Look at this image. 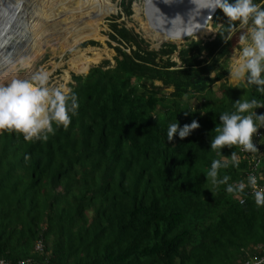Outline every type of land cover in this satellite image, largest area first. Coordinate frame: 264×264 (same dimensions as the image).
Returning a JSON list of instances; mask_svg holds the SVG:
<instances>
[{"label":"trees","instance_id":"trees-1","mask_svg":"<svg viewBox=\"0 0 264 264\" xmlns=\"http://www.w3.org/2000/svg\"><path fill=\"white\" fill-rule=\"evenodd\" d=\"M253 2L264 7V0ZM120 5L128 13L129 5ZM212 21L215 29L217 22L227 24L220 9ZM109 39L117 44L113 67L104 69L103 61L86 75H70L67 87L79 107L69 113L67 129L54 125L47 141L33 142L0 133V259L242 264L253 254L262 258L264 206L255 204L248 187L238 195L226 191L228 184L247 185L252 160L241 155L236 166L225 157L237 148L210 149L219 116L234 112V102L264 104V93L246 80L234 87L220 83V97L211 91L226 76L222 66L231 41L224 43L217 33L188 41L177 51V68L170 60L173 44L147 50L146 42L117 25ZM67 68L77 74L75 66ZM195 95L199 103L191 108L186 99ZM251 111L264 115V108ZM176 120L181 128L193 120L200 127L169 142L167 129ZM257 126L264 150V125ZM214 160L228 164L217 176L218 181L228 176V184L206 179ZM253 172L264 189V155ZM36 241L39 253L33 251Z\"/></svg>","mask_w":264,"mask_h":264},{"label":"clouds","instance_id":"clouds-1","mask_svg":"<svg viewBox=\"0 0 264 264\" xmlns=\"http://www.w3.org/2000/svg\"><path fill=\"white\" fill-rule=\"evenodd\" d=\"M122 1H124V4L126 5L125 0ZM3 5L6 8H11L13 14L16 8L21 7V3L12 7L13 2H6ZM211 9L214 10L211 16L212 18L217 10L220 9L227 18V24H217L216 30L213 32L211 30L213 27L212 22L211 26H208L210 28L207 27L208 31L219 34L224 43L231 41L237 32L241 33L238 38L240 51L228 69V78L234 82L246 80L248 85H256L257 90L264 93V75H262L264 74V7L255 4L253 0H235V3H229L228 0H214ZM24 14L25 17L21 12L14 15L11 14L10 16L7 15V19L11 18L10 21L16 18L13 22L12 28H15L16 25H21V21H24L28 16L27 11H25ZM211 17H209L208 23L212 21ZM0 19V25L4 26L5 29H8L10 21L7 23V19L4 21H2V18ZM17 20H19V22ZM7 29L1 33L0 38L4 35L6 36L5 33L7 32ZM15 36L16 35L6 37L7 39H11V37L15 38ZM214 36H208V39L203 40L199 35H190L180 38V41H163L158 45L153 41L154 46L151 47L152 49L150 50L158 51L164 44L175 45L176 50L171 53L170 60L174 62L178 68L180 62L177 58V51L182 45L188 41L209 40ZM142 40L146 42L144 39ZM233 48L236 49V47ZM232 50L233 49H231V53ZM127 53H129V50ZM171 56H174V60ZM21 66L23 67V63ZM89 69L90 68L88 67L84 73H74L73 75H86ZM211 73L208 75L209 77L214 76V74L211 76ZM221 80L217 82H220ZM69 83L70 82H68V84ZM156 83H158V85H156ZM153 85L160 86V83L153 81ZM211 91L215 93L212 89ZM198 97L199 96L197 95L193 97L197 101L194 106L199 103ZM194 106L190 107L192 108ZM78 107L77 96L74 93H71L70 89L65 88L63 85L50 84V74L46 71H38L32 74L30 78H13L8 83L0 81V133L8 132L22 135L26 142L37 140L47 141L49 134H54V125L56 127L62 126L64 129H67L71 123V116L69 113L75 115ZM234 107L236 109L234 112H225L219 116L220 122L212 131L215 132L216 135L210 139V149L212 151H217L222 150L225 147L229 149L237 148V152L233 151L229 157H225V160L230 159L233 165L238 166L239 159L241 158V155H243L244 157H249L252 162L253 158L257 159L259 165L260 156L262 157L264 150L260 149L261 135L258 132L260 127L257 126V122L259 125H264V115H257L256 112H252L251 110L264 108V104L258 103L255 99L251 101L240 99L234 102ZM199 127V123L193 120L191 124H186L181 128L176 120L175 123L168 126L167 140L171 142L177 135L183 140ZM237 153L240 155L239 157ZM221 167L226 168L228 167V164H222L220 160H214L206 179L211 178L213 184H228L230 178L226 175L223 179L219 181L217 180L218 170ZM246 187H248V189L249 187L253 189L255 204L258 207L264 206V189L257 188V178L254 175L248 176L247 185L243 181L236 185L228 184L226 191L229 194L235 193L238 195L243 193ZM37 243L40 242L36 241L34 243L33 251L35 253L41 251V248L40 250H36L35 246ZM256 249L257 247H255V250ZM262 257H264V255ZM253 259H257L258 264H264V260L254 258V254L242 264H251ZM36 262L37 261L31 260L30 264H39ZM0 264H2V262H0Z\"/></svg>","mask_w":264,"mask_h":264},{"label":"bare ground","instance_id":"bare-ground-1","mask_svg":"<svg viewBox=\"0 0 264 264\" xmlns=\"http://www.w3.org/2000/svg\"><path fill=\"white\" fill-rule=\"evenodd\" d=\"M27 1L28 0H22L21 2L20 0H18L17 2L13 3L12 7L21 3V9L23 10L24 8H27V7L24 4L22 6V3H25ZM57 1L58 0H35L36 5L33 7V10H32L33 12L31 11L32 13L28 15L27 18L25 19L26 23L24 21H21V25L20 26L16 25L15 28H12V25H13V22L16 20V18L11 21H10L11 18L7 19V15L10 16L12 14L11 8H9V11H7L6 18L4 14L1 15L0 18H5L4 20L7 19V23L10 21L9 22L10 26L8 29L6 28L7 32L5 33L7 37L14 36V35L17 36L19 35L21 31L22 34L25 36V38L27 37V35L28 37L30 36L32 38V44H31V49L26 54L25 53L22 54L25 57H22V56L19 57V55L16 54L15 52L16 51L15 46L20 44L19 48L23 49L25 46V44H21V41L23 39L18 40V41H16L17 39H15L16 42L13 46V42L9 43V39H5L7 38L5 35L2 38H0V81L2 82L5 81L6 83V79L12 77V74L14 73V66L17 64V62L24 59V61H26L25 63H27V62L32 61L34 58L40 56L42 52V48H45L43 46L48 44L50 41V39H48L49 35H53L55 37L54 39L56 40V43L54 42L53 47H55L56 49L59 48L61 52L60 55H63L67 49L69 50L70 48H73L74 46L80 44L83 40H85L86 37H90L93 39L98 34V29H97L98 23L95 18L91 19L90 15H88L86 10L89 9L90 12L92 10H96V13H97L96 16L102 17V16H107L109 14V10L116 7L114 4H111L109 0H62L66 4V6L61 9L59 14H55L49 17L48 12L45 14L40 13V9L42 7L48 6L50 2L55 5ZM156 1L161 3V0H156ZM3 2L4 0H0V12H1V6L3 5ZM146 2L147 0H144L143 8L145 7ZM211 7L212 6L208 7L205 12H203L202 10H199L195 13V17H197V19L189 23V24H192L193 26L196 25L190 31L193 33H189L187 30H184L183 32H180L179 30H172L171 32L177 31V33L173 34V36L170 37L169 39L181 40L180 38L190 36V35L197 34L201 36V35L208 34L210 32L207 30L208 20H209V17H211L213 13V11H210ZM144 10L145 8L142 9L139 7H135V12H136L135 18L140 23L142 31H144L145 34L152 41L156 42V44H158L161 41H168L169 39H167L168 35L166 33H162L157 27L149 23L147 19L143 20L139 17L141 12L143 13ZM145 16H146V13H145ZM83 20L86 23L83 25H79L81 22H83ZM17 21L19 22V20ZM40 22H42L43 24L40 25ZM49 23H50V26L48 25ZM173 25H174L173 28H176V29L177 28L183 29L186 27V26H179L178 23H174ZM60 26H63V28L59 29ZM78 27H81V28L76 29ZM6 29L4 26L0 25V35ZM13 29H15V31ZM4 39H5L4 42L8 41V44L6 45L5 49L2 51L3 47L5 46L4 42H2V40ZM37 48L39 50H37ZM87 50L91 53L90 49H87ZM95 52L97 56H100V57L105 56L107 58L108 56V52L105 50L97 49L95 50ZM72 59L74 60V58H70L67 61V67L73 68L74 61ZM56 66H58V64H54L53 69ZM75 70L77 71V69ZM85 71H79V72L84 73ZM62 79L64 81L67 80L66 72H64ZM231 82L234 83V81H231Z\"/></svg>","mask_w":264,"mask_h":264},{"label":"rangeland","instance_id":"rangeland-1","mask_svg":"<svg viewBox=\"0 0 264 264\" xmlns=\"http://www.w3.org/2000/svg\"><path fill=\"white\" fill-rule=\"evenodd\" d=\"M17 1L18 0H4L3 4L6 2L15 3ZM20 1L22 2V0H20ZM121 1L122 0H109V2L111 4H114L117 8L114 7L113 9L109 10V14L107 16L99 17V16H96V14H97L96 10H92L91 11L92 13L89 11V9L86 10L88 15H90L91 19L95 18L97 23H98V25H97L98 34L93 39L90 37H86L85 40H83L80 44L74 46L73 48H70L69 50L67 49L63 55H60L61 52H60L59 48L56 49L55 47H53L54 42L56 43V40L54 39L55 37L53 35H49L48 39H50V41H49V43L47 41L48 44L43 46L45 48H42V52H41L40 56L34 58L32 61L27 62V63H25L26 61H24V59L17 62V64L14 66V73L12 74V77L7 78L6 83L10 82L11 79H13V78H21V79L30 78L32 76V74L43 70V71H46L50 74V84H52V85H61L62 84L65 88L68 89L67 84H68V82H70L69 81L70 75L74 74L73 72H69L68 71L69 68H67V61L70 58H74V60L73 59L72 60L74 61V66L77 69V71H76L77 74L80 73L79 71H83V70L87 69V68H82L79 70V66L84 65L87 62L90 64H93L89 68L96 67V66H104L102 64L103 61L108 62L107 66L103 67L104 69L108 68V67L109 68L113 67V65H114L113 58L116 55V53L113 49L117 45L109 39V34L112 33V28L114 27V25H117V27L122 26L125 29H127L128 31H131L132 33L136 34L139 38L144 39L148 44V50L152 49L151 47L154 46V42L145 34L144 31H142L140 23L135 18V14H136L135 7H139V8L144 9L143 8L144 0H125L126 5H129L128 13L123 12V7L120 5ZM1 3H2V1H1ZM23 4L27 7L26 11H27L28 15H30L33 12L32 10H33V7L36 5V2H35V0H28L27 2L22 3V6H23ZM65 6H66V4L62 0H58L55 3V5L50 2V4L48 6H44L40 9V13L45 14L48 12L49 13L48 15L50 17L52 15L59 14L61 9ZM2 11H3V13H2ZM7 11H9V8L8 7L6 8L4 5H2L0 14L1 15L4 14L5 18H6ZM141 14L143 15L144 12L143 13L141 12ZM94 15H95V17H94ZM142 15H139V17L141 19H142ZM5 18H2V21ZM211 19H212V17H211ZM25 21L26 20H24V22ZM0 22H1V19H0ZM212 22L213 21H210V23H208V26H211ZM85 23L86 22L83 20V22H81L79 25H83ZM42 24L43 23L40 22V25H42ZM217 24H220V23L217 22L216 25ZM48 25L50 26V23ZM62 28H63V26L59 27V29H62ZM80 28L81 27H78L76 29H80ZM211 30L213 32H215L216 29L211 28ZM17 31H18V29H17ZM213 32H209L208 34L201 35V38L203 40L208 39V36L212 37L215 35V33H213ZM63 33H65V32H63ZM240 34H241L240 32H237L231 40V46H232L233 50H232V53L228 56L227 60L225 61V63H224L225 66L223 65L224 69L227 71L225 78L222 79L220 82H216L211 87V89L215 92L216 97H220V92L218 91V87H217L219 83L226 82V84L230 85V86H236L239 83L240 84L244 83V80L233 83L228 78V69L231 66L234 58L238 56L239 51H240V46L238 44V38H239ZM5 39H7V38H5ZM5 39L2 40V42H4ZM12 39L13 38L9 39V43L13 42V46H14L16 41L23 39L21 41V44H25L24 48L20 49L19 48L20 44H18L15 46V50H16L15 52H16V54L19 55V57H21V56L25 57L22 54H24V53L26 54L31 49L32 38L30 36L28 37V35L25 38V36L20 31L19 35H17L13 41H12ZM15 39H17V40L15 41ZM169 40H176V39H169ZM87 41H92L95 43V45H90L89 42H87ZM4 44H5V46L3 47L2 51L5 49L6 45L8 44V41L4 42ZM118 47L119 48L121 47L120 49L125 51L126 53L128 52V49H124L120 45H118ZM233 47H236V49H234ZM87 49H90L91 53ZM97 49L107 51L108 52L107 58L105 56H103V57L97 56V54L95 52V50H97ZM8 50H10V49H8ZM37 50H39V49L37 48ZM11 57H13V56H11ZM171 58L174 60V56H171ZM22 63H23V67L21 66ZM54 64H58V66L54 67V69H53ZM65 71L67 72V80L66 81H64L62 79ZM214 73H211V76ZM4 83H5V81H4ZM156 85H158V83H156ZM170 91H171V89H169V88L163 89L164 93H168ZM187 101H188V104L190 106H194L197 103V101L194 98H190ZM263 139H264V135H263ZM263 155H264V151H263Z\"/></svg>","mask_w":264,"mask_h":264},{"label":"water","instance_id":"water-1","mask_svg":"<svg viewBox=\"0 0 264 264\" xmlns=\"http://www.w3.org/2000/svg\"><path fill=\"white\" fill-rule=\"evenodd\" d=\"M8 3H12V2H8ZM145 4L146 5L144 7L145 8L144 14L142 15L143 19L144 20L147 19L149 23L157 27L162 33H166L168 35L167 39H169L170 37L173 36V34L177 33V31L171 32L172 30H179L180 32L187 30L189 33H193L190 31L196 25L193 26L192 24L189 23L197 19V17H195V13L199 10L205 12L208 7L213 6L214 0H161V3L157 2L156 0H147ZM25 11L26 9L22 10L21 7L20 8L18 7L14 11V14L21 12L22 15L25 17L24 14ZM210 11H214V10L211 9ZM14 14L12 11V15ZM174 23H178L179 26H186V27L183 29L182 28L176 29L173 28ZM168 41L175 42L180 40H168ZM161 42H159L158 44H160Z\"/></svg>","mask_w":264,"mask_h":264},{"label":"built area","instance_id":"built-area-1","mask_svg":"<svg viewBox=\"0 0 264 264\" xmlns=\"http://www.w3.org/2000/svg\"><path fill=\"white\" fill-rule=\"evenodd\" d=\"M256 165H258V160L255 159V158H253V162H252V164H251V169H252V170H251L249 173H247V177H248L249 175H254V176L256 177V175H255L254 172H253L254 169H255V167H256ZM256 178H257V177H256ZM257 188H258V189H262L261 184L258 183V178H257ZM247 193L250 194V195H254V194H253V189H252L251 187H249ZM35 248H36V250H40V248H41L40 243H37L36 246H35ZM260 259L264 260V257H262V258H260ZM0 262H2V264H9L8 262L3 261V260H0ZM17 264H22V263H17ZM246 264H250V263H246ZM251 264H258V261L255 260V261H253Z\"/></svg>","mask_w":264,"mask_h":264}]
</instances>
